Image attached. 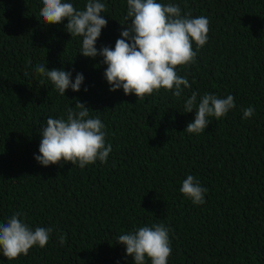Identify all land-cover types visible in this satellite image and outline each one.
<instances>
[{
  "label": "trees",
  "instance_id": "16d2710c",
  "mask_svg": "<svg viewBox=\"0 0 264 264\" xmlns=\"http://www.w3.org/2000/svg\"><path fill=\"white\" fill-rule=\"evenodd\" d=\"M71 2L83 9L86 0ZM101 2L108 23L97 49L114 47L126 25V0ZM157 2L209 20L195 63L176 68L191 85L180 98L164 89L143 100L110 92L103 58L79 54L66 20L41 24V0H0V223L20 211L31 228L53 229L45 247L15 260L0 253V264H132L117 237L159 223L170 229L167 264H264V0ZM41 63L73 79L82 73L80 91L60 95L35 72ZM193 91L197 102L231 94L235 107L189 134L195 113H183V103ZM77 100L105 125L107 162L40 165V125L66 119ZM248 106L255 114L244 119ZM187 175L207 189L204 204L179 191Z\"/></svg>",
  "mask_w": 264,
  "mask_h": 264
},
{
  "label": "clouds",
  "instance_id": "9594fccd",
  "mask_svg": "<svg viewBox=\"0 0 264 264\" xmlns=\"http://www.w3.org/2000/svg\"><path fill=\"white\" fill-rule=\"evenodd\" d=\"M39 16L43 25H58L63 21L64 30L70 37H79V54L87 58L102 57L106 65L103 76L109 91L123 90L125 96L132 94L143 100L160 89L171 90L174 97L191 85L186 77L177 74L178 66L195 63L197 51L208 41L209 20L205 16L193 17L183 12L178 4H163L157 0H126V25L115 41L114 47L102 46L97 49L96 41L108 21L103 15L105 3L101 0H86L83 9H77L71 0H41ZM130 21V23H129ZM35 72L47 78L55 90L65 97V91L78 92L84 82L82 73L72 78V71L47 69L38 64ZM27 75V73H26ZM84 91H87L85 87ZM198 93L193 91L184 100L183 113L194 112V119L184 131L199 134L210 123L209 117L220 119L235 107V99L205 93L197 102ZM90 107L77 100L67 108V118L48 117L40 125L41 140L38 155L34 159L40 165L71 163L83 169L86 165L106 163L112 148L105 143V125L99 117H90ZM255 114V108L243 109L244 119ZM179 191L194 205L205 203L207 189L202 187L193 175H187ZM20 211L0 223V253L7 260H15L27 255L34 246L45 247L53 232L51 227L34 229L22 219ZM170 229L163 223L141 226L120 234L116 243L123 245L125 255L132 258V264H167L172 253L169 238ZM63 246L65 237L59 236Z\"/></svg>",
  "mask_w": 264,
  "mask_h": 264
}]
</instances>
